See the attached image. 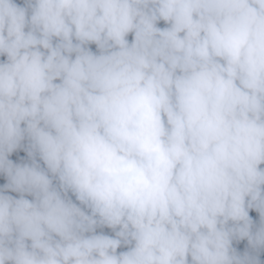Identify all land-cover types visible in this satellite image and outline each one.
<instances>
[{
	"label": "clouds",
	"instance_id": "clouds-1",
	"mask_svg": "<svg viewBox=\"0 0 264 264\" xmlns=\"http://www.w3.org/2000/svg\"><path fill=\"white\" fill-rule=\"evenodd\" d=\"M0 264H264V0H0Z\"/></svg>",
	"mask_w": 264,
	"mask_h": 264
},
{
	"label": "trees",
	"instance_id": "trees-1",
	"mask_svg": "<svg viewBox=\"0 0 264 264\" xmlns=\"http://www.w3.org/2000/svg\"><path fill=\"white\" fill-rule=\"evenodd\" d=\"M0 182H2V181H0Z\"/></svg>",
	"mask_w": 264,
	"mask_h": 264
}]
</instances>
